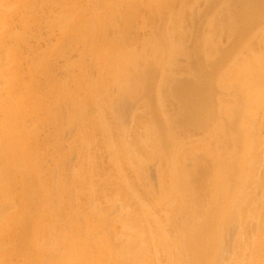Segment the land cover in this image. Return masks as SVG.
<instances>
[{"label":"rangeland","instance_id":"obj_1","mask_svg":"<svg viewBox=\"0 0 264 264\" xmlns=\"http://www.w3.org/2000/svg\"><path fill=\"white\" fill-rule=\"evenodd\" d=\"M83 1L0 0V264H216L222 235L225 257L264 264V0H141L119 43L104 31L129 0ZM77 3L84 52L57 71L54 22ZM184 83L210 90V117L184 114Z\"/></svg>","mask_w":264,"mask_h":264},{"label":"bare ground","instance_id":"obj_2","mask_svg":"<svg viewBox=\"0 0 264 264\" xmlns=\"http://www.w3.org/2000/svg\"><path fill=\"white\" fill-rule=\"evenodd\" d=\"M83 1V0H81ZM92 1V0H91ZM48 2V1H47ZM84 2V1H83ZM93 2V1H92ZM92 2L90 4H92ZM95 2H97V6H94L95 8H97V10L100 11V8H102L100 6L99 3H101V0H96ZM94 2V3H95ZM99 2V3H98ZM104 2V1H103ZM120 2V1H119ZM161 2V1H160ZM166 2V1H165ZM86 3V2H84ZM164 3V2H163ZM162 3V4H163ZM75 4V3H74ZM72 5L71 8V13L70 14H63L62 17L60 18H56L55 19V22L56 25H55V28H58V33L60 34V38H63L62 41L64 42H61V45H60V48L58 50H56L55 54L53 52V56H61L62 57H65L64 60L65 62L63 64H60V65H56V66H53V69H56L57 71L59 69H65L67 66V64L70 63V61L72 60L71 59V54H73V52H75L76 50L78 51L79 53V50L78 48H80V52L82 54V52H84V41H83V36L85 35V33L87 32V28H88V18H89V14L87 15V17L85 18V10L83 8V6H79V3H77L76 5ZM88 4V3H87ZM102 4V3H101ZM115 4V3H114ZM129 6L127 7V9L125 11L122 12V14H119L117 17H115V20L113 23H110V25L107 26V30L104 31L105 33L106 32H110L112 35L114 34L115 37H116V42L120 41L122 42L123 40H128L130 39L131 34L130 35V29L133 28V20H131L133 18V16L137 15L138 12H140L141 8H143V3L141 0H129L128 2ZM83 5V4H82ZM96 5V4H94ZM113 5V4H112ZM35 6V4L33 5ZM37 6V5H36ZM56 7V6H55ZM116 8V7H115ZM122 8V7H121ZM11 9V8H10ZM57 9V8H56ZM88 9V8H87ZM68 10V9H67ZM88 11V10H87ZM113 11V10H112ZM69 12V11H68ZM120 13V12H119ZM149 13V12H148ZM151 13V11H150ZM91 18H90V21L94 18V12L91 13ZM23 15V14H22ZM25 15V14H24ZM22 16L24 17V21L25 20V16ZM96 16V15H95ZM152 16V15H151ZM150 16V17H151ZM21 18V17H20ZM50 19V18H49ZM95 19V18H94ZM19 20V18H18ZM24 21L21 19L20 21V24L22 26H24ZM43 21V17L41 15H35L34 16V23L36 25H40ZM135 21V20H134ZM27 22V21H26ZM28 23V22H27ZM26 23V24H27ZM17 25V24H16ZM28 25V24H27ZM138 25V24H137ZM12 26V25H11ZM41 27V26H40ZM16 28V27H15ZM130 28V29H129ZM17 29V28H16ZM42 30H44L42 27H41ZM137 29V28H136ZM39 30V29H38ZM55 30V29H54ZM135 30V29H134ZM13 32V31H12ZM20 32V31H19ZM32 32V31H31ZM38 32V31H37ZM55 32V31H54ZM54 32L52 34H54ZM134 32V31H132ZM131 32V33H132ZM9 33V32H7ZM29 34H33V33H30L28 32ZM42 33V31H41ZM134 33H137V32H134ZM12 34V33H11ZM18 34V33H17ZM27 34V35H29ZM40 34V33H39ZM1 35V34H0ZM46 35V34H45ZM51 35V34H50ZM12 36V35H10ZM14 36V35H13ZM12 36V37H13ZM19 36V35H18ZM17 36V37H18ZM109 36V35H108ZM37 37H42V36H38ZM217 37V36H216ZM29 38V37H28ZM59 38V37H58ZM8 40V39H7ZM30 40V39H28ZM32 40V39H31ZM133 40V39H132ZM34 42V41H33ZM42 42V41H41ZM125 42V41H124ZM209 42V41H208ZM44 43V42H43ZM42 43V44H43ZM119 43V42H118ZM19 45V44H18ZM37 45V44H36ZM120 45H123L120 43ZM119 45V46H120ZM131 45V44H130ZM134 45V44H133ZM15 46H17L15 44ZM20 46V45H19ZM128 47V46H127ZM133 47V46H132ZM138 47V46H137ZM28 48V47H27ZM17 49V48H16ZM26 49V48H25ZM199 49H200V46H199ZM198 49V50H199ZM54 51V50H53ZM76 51V52H77ZM234 51V50H233ZM28 54V53H27ZM3 55V54H2ZM12 55V54H11ZM198 56V55H197ZM196 57V55H195ZM16 58V57H15ZM60 58V59H61ZM119 58V56H118ZM197 58V57H196ZM29 60V59H28ZM27 60V61H28ZM18 62V61H17ZM20 63V62H19ZM72 63V61H71ZM70 63V64H71ZM24 64V63H23ZM72 65V64H71ZM13 66L14 63H13ZM66 66V67H65ZM18 67V70H21L19 69V66L17 65ZM35 67V66H34ZM46 67V66H45ZM73 67V66H72ZM14 68V67H13ZM51 68V67H50ZM8 69V68H7ZM39 69V68H38ZM17 70V71H18ZM34 70V69H33ZM16 71V73H17ZM27 70H25L26 72ZM47 71V69H46ZM50 71V70H49ZM7 72V71H6ZM22 72V71H21ZM24 72V71H23ZM24 72V73H25ZM40 72V71H39ZM22 73V75L25 77L26 74ZM12 74V73H11ZM48 74V73H47ZM46 74V76H47ZM10 75V74H9ZM8 75V76H9ZM15 75V73H14ZM36 75V74H35ZM51 75V74H50ZM30 76V74L28 75ZM13 78V77H12ZM18 78V77H17ZM27 78V77H26ZM34 78V77H33ZM36 78V77H35ZM28 79V78H27ZM31 79V78H30ZM15 80V78H14ZM24 80V79H23ZM17 81H20V79H18ZM16 81V82H17ZM3 83V82H2ZM31 83V82H30ZM20 85V84H18ZM24 85V84H23ZM22 85V86H23ZM2 86V85H1ZM18 87V86H17ZM13 88L16 89V87L13 86ZM12 88V89H13ZM24 88V87H23ZM180 88V93H183V94H192L194 96H196L197 98V102L196 104L192 105V106H189L186 108L185 110V113L186 115H193L195 119H206L207 117H210L211 113L209 112L210 110V107L213 106V99L210 97V90L206 89V90H203L201 89L200 87L198 88H195V86L190 83V84H180L179 86ZM3 89V88H2ZM21 89V88H20ZM18 89V90H20ZM28 89V88H27ZM17 90V89H16ZM29 90V89H28ZM31 90V89H30ZM29 90V91H30ZM5 91V90H4ZM10 98V97H9ZM5 99V98H4ZM24 100V99H23ZM21 106H22V109H20V112H26L24 107L22 105V103H20ZM34 106V105H33ZM43 112V111H42ZM27 114V112H26ZM261 114V113H260ZM2 115V114H1ZM24 115V113H23ZM17 120V119H16ZM30 120V118H29ZM20 121L21 119H19V124H20ZM38 121V120H37ZM203 122V121H202ZM25 123H29L27 121V119H24V128L26 130V136H28V134L30 133L31 129H33L32 127L30 128L29 126L26 127L27 124ZM13 124V122H12ZM30 124V123H29ZM32 124H30L31 126ZM15 126V125H14ZM20 127H21V124H20ZM10 128V127H9ZM16 128H18L16 126ZM22 128V127H21ZM20 128V129H21ZM13 129V128H11ZM15 129V128H14ZM19 130V128H18ZM20 131V130H19ZM34 131V130H33ZM32 131V132H33ZM21 132V131H20ZM31 132V133H32ZM12 134L14 132H11ZM43 133V132H42ZM8 135V134H7ZM11 136V135H10ZM25 136V137H26ZM2 137V136H0ZM56 137V136H55ZM27 139V138H26ZM5 140H0V230L2 231L5 227L2 225V222L1 221H6V217L5 215L9 212L10 210V207H11V204H13V201L11 200H8V197H9V192L11 191L12 189V181H11V169L13 168V166L15 165L14 161L10 160L9 157H7V154H8V151H9V144L8 143H5L3 142ZM14 143V142H13ZM14 145V144H13ZM139 145V144H138ZM44 149V148H43ZM41 153V152H40ZM43 157V156H42ZM38 161V160H37ZM35 171V170H34ZM166 171V170H165ZM264 172V171H263ZM17 174V173H16ZM165 179V178H164ZM247 180V179H246ZM248 198V196H247ZM246 200V199H245ZM250 200V199H249ZM245 202V201H244ZM247 204H248V201H247ZM249 205V204H248ZM243 207V206H242ZM24 211V210H23ZM53 211V210H52ZM22 213V211H20ZM12 213V212H11ZM19 214V216L21 215L19 212L17 213V215ZM17 219V217H15ZM245 220V219H244ZM47 223V222H46ZM45 225V224H44ZM6 230V229H5ZM0 231V232H1ZM4 231V230H3ZM2 231V232H3ZM12 231V230H11ZM9 234V233H8ZM13 234V233H12ZM1 235V234H0ZM6 235V233H5ZM15 235V234H14ZM222 240L220 242V244H218L219 246L216 248L215 250V260H216V264H236L237 262H235V256H232L231 257L229 254L227 256L229 257H225V253H224V250L226 248V240L224 239V235H222ZM246 236V235H245ZM4 236H0V248L3 247V242L1 239H6V238H2ZM13 237V235H12ZM18 237V236H17ZM206 237V236H205ZM208 239V238H207ZM246 239V238H245ZM8 240V238L6 239ZM13 240V239H12ZM242 240V239H241ZM5 241V240H4ZM107 246V245H106ZM104 247V246H103ZM5 248V247H4ZM2 248V250L4 249ZM110 248V247H109ZM204 249V248H203ZM1 250V251H2ZM244 256V254H240V256H238L236 259L238 260L239 257H242ZM249 256V255H248ZM28 257V256H27ZM249 258V257H248ZM254 258H252L250 260V263H252V260ZM255 260H256V257H255ZM248 262V259H246L244 262ZM49 262V261H48ZM63 262V261H62ZM246 262V263H247ZM245 263V264H246ZM14 264V263H13ZM237 264H240L239 262ZM249 264V262H248Z\"/></svg>","mask_w":264,"mask_h":264}]
</instances>
